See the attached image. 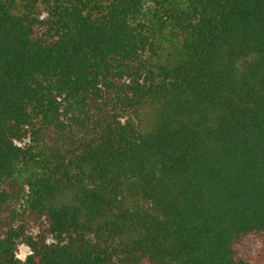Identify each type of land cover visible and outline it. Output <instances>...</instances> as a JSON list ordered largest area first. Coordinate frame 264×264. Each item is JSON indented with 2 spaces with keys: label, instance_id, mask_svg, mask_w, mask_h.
<instances>
[{
  "label": "trees",
  "instance_id": "1",
  "mask_svg": "<svg viewBox=\"0 0 264 264\" xmlns=\"http://www.w3.org/2000/svg\"><path fill=\"white\" fill-rule=\"evenodd\" d=\"M0 264H264V0H0Z\"/></svg>",
  "mask_w": 264,
  "mask_h": 264
},
{
  "label": "rangeland",
  "instance_id": "2",
  "mask_svg": "<svg viewBox=\"0 0 264 264\" xmlns=\"http://www.w3.org/2000/svg\"><path fill=\"white\" fill-rule=\"evenodd\" d=\"M148 113H151V110L148 111ZM150 115V114H149ZM31 253V249L26 244H21L18 248V257L21 260H26L28 255Z\"/></svg>",
  "mask_w": 264,
  "mask_h": 264
}]
</instances>
